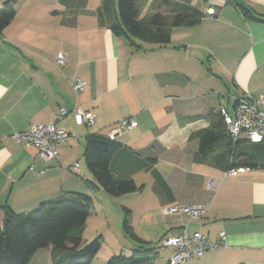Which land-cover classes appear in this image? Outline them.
<instances>
[{"label": "crops", "instance_id": "1", "mask_svg": "<svg viewBox=\"0 0 264 264\" xmlns=\"http://www.w3.org/2000/svg\"><path fill=\"white\" fill-rule=\"evenodd\" d=\"M152 1L137 3L140 19ZM235 1L264 19V0ZM102 3L15 0L14 16L0 32V227L5 206L20 213L84 194L93 212L82 245L95 218L93 237L101 227L112 237L103 252L101 241L91 264H105L135 247L123 230L125 209L133 232L159 248L150 264H168L174 250L163 248L161 239L184 229L211 242L224 234V246L184 264H264V171L224 177L211 162L194 160L199 138L192 137L209 128L219 105L231 111L239 98L264 95V22L227 0H171L159 12L201 18L194 26L172 28L169 43L156 44L115 34L109 27L118 24L116 0L105 9ZM58 53L67 61L61 69L54 64ZM75 81L86 84L82 93L74 92ZM76 108L94 116L92 126L76 123ZM60 109L67 115L56 126L68 138L57 148L58 160L35 158L36 149L20 145L14 135L53 123ZM126 121L135 126L120 129ZM91 134L121 144L110 173L117 181H133L137 191L115 199L91 187L84 158ZM197 205L206 210L193 219L168 212ZM52 253L39 249L27 264H52Z\"/></svg>", "mask_w": 264, "mask_h": 264}, {"label": "trees", "instance_id": "2", "mask_svg": "<svg viewBox=\"0 0 264 264\" xmlns=\"http://www.w3.org/2000/svg\"><path fill=\"white\" fill-rule=\"evenodd\" d=\"M146 0H116L118 24L110 29L139 39L143 42L167 44L170 31L178 26H194L201 16L185 13L164 15L161 6L171 0H153L146 15L140 19L137 3ZM245 16H252L259 22L264 19L235 0H227ZM110 0H103L105 9ZM15 0H8L0 6V32L14 16ZM214 14V10H213ZM210 126L192 135L199 138L196 162H211L224 173L230 169L244 167L264 171V143L253 144L245 138L233 141L227 134L223 119L212 113ZM121 148V144L104 134H91L86 139L85 163L93 177L92 188H101L114 198L137 191L131 181H117L110 173V159ZM4 219L0 227V264H27L32 255L43 248H51L52 264H91L101 247V237L82 245L86 220L93 212L90 197L84 194L66 196L41 202L36 208L20 213L3 207ZM122 226L135 247L128 255H115L106 264H150L157 259L158 247L138 237L129 227L127 215ZM164 239V238H163ZM161 239V242L162 240ZM161 244V243H160ZM63 254L64 256H61Z\"/></svg>", "mask_w": 264, "mask_h": 264}, {"label": "built area", "instance_id": "3", "mask_svg": "<svg viewBox=\"0 0 264 264\" xmlns=\"http://www.w3.org/2000/svg\"><path fill=\"white\" fill-rule=\"evenodd\" d=\"M208 14H213V9L207 10ZM54 64L61 69L66 66L67 61L63 53H58L54 59ZM86 84L82 81H75L72 88L75 93H82ZM213 113L222 117L227 134L232 140L238 141L245 138L253 144L264 143V95L258 97L244 96L239 98L233 109L229 111L225 106L219 105L213 109ZM67 115L65 109H60L54 115V122L47 125L32 126L27 130L15 134L16 141L24 147H33L36 149L35 158L44 161L58 160L57 148L65 144L68 133L56 126V121ZM72 115L77 124L92 126L94 116L85 113L80 109H74ZM135 126L134 121H126L119 127L122 130H128ZM73 168L78 170L77 165ZM248 169L238 167L230 169L224 173V177H235L238 174L246 172ZM206 210L203 205L193 207H172L168 212H179L187 214L191 219L200 217ZM221 239L218 242H211L206 236L200 233H188L186 229L175 238H166L161 242L163 248H172L174 252L168 259V264H184L193 258L200 259L206 252L213 251L224 246V234H220Z\"/></svg>", "mask_w": 264, "mask_h": 264}, {"label": "rangeland", "instance_id": "4", "mask_svg": "<svg viewBox=\"0 0 264 264\" xmlns=\"http://www.w3.org/2000/svg\"><path fill=\"white\" fill-rule=\"evenodd\" d=\"M84 163L82 162V165H83ZM95 198V197H94ZM116 199V198H115ZM115 199H113L112 201H116ZM94 201H95V199H94ZM114 203H116V202H114ZM96 219V218H95ZM95 219H92L89 223H88V227L86 228V232L84 233V243L85 244H87V243H89L90 241H92L93 239H95V238H97V237H99V234H101V233H105V232H107L106 230V228L105 227H101L99 230H98V232H100L98 235H95L96 237H93V234L95 233V231H94V229H93V221L96 223V220ZM108 234V235H107ZM111 239H112V237H111V235L109 234V232H107V233H105V235H104V237H103V235H102V238H101V240L100 241H102V243L104 244L103 245V248H102V252H103V249L104 250H107V249H109V246H110V243H111ZM102 243H101V245H102ZM152 247H156V245L155 244H152L151 245ZM101 248V247H100ZM125 255V254H124ZM127 255H128V253H127ZM107 262V261H106ZM106 262H105V264H106Z\"/></svg>", "mask_w": 264, "mask_h": 264}]
</instances>
